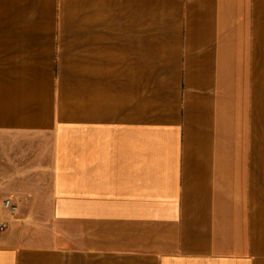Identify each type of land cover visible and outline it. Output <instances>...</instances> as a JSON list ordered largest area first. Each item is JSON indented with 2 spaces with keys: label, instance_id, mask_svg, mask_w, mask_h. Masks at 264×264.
I'll list each match as a JSON object with an SVG mask.
<instances>
[{
  "label": "crops",
  "instance_id": "0c3cea01",
  "mask_svg": "<svg viewBox=\"0 0 264 264\" xmlns=\"http://www.w3.org/2000/svg\"><path fill=\"white\" fill-rule=\"evenodd\" d=\"M10 216L0 264H264V0H0Z\"/></svg>",
  "mask_w": 264,
  "mask_h": 264
},
{
  "label": "rangeland",
  "instance_id": "374dc122",
  "mask_svg": "<svg viewBox=\"0 0 264 264\" xmlns=\"http://www.w3.org/2000/svg\"><path fill=\"white\" fill-rule=\"evenodd\" d=\"M7 200V199H6ZM5 200V201H6ZM5 203V202H4ZM46 220L42 218H32V219H16L13 216L6 219H0V235L5 234L7 230H11L16 227L22 228H30V227H37L39 224L44 223ZM1 226H4V230H1Z\"/></svg>",
  "mask_w": 264,
  "mask_h": 264
},
{
  "label": "built area",
  "instance_id": "2783aa9c",
  "mask_svg": "<svg viewBox=\"0 0 264 264\" xmlns=\"http://www.w3.org/2000/svg\"><path fill=\"white\" fill-rule=\"evenodd\" d=\"M5 208L9 210L10 212L14 213L18 210V207L15 203L12 202L11 199H7L4 204ZM4 226H1V230H4Z\"/></svg>",
  "mask_w": 264,
  "mask_h": 264
}]
</instances>
